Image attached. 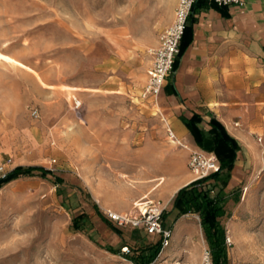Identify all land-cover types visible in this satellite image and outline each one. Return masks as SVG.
<instances>
[{
    "label": "rangeland",
    "instance_id": "374dc122",
    "mask_svg": "<svg viewBox=\"0 0 264 264\" xmlns=\"http://www.w3.org/2000/svg\"><path fill=\"white\" fill-rule=\"evenodd\" d=\"M178 2L0 0V54L7 57L0 58V166L53 173L0 186V264H133L126 257L159 241L113 225L101 207L127 213L196 179L189 160L198 150L181 139L182 145L172 143L163 97L142 96L149 50L172 23ZM248 68L253 78L241 83L246 103L231 105L244 111H230L242 150L220 219L232 239L227 264H264V65ZM87 208L120 241L103 235L89 214L91 226L75 230L74 217ZM167 217L173 237L182 220L189 229L172 255L165 256L171 242L162 251L160 264L163 258L199 264L209 248L200 216ZM142 238L149 239L145 247Z\"/></svg>",
    "mask_w": 264,
    "mask_h": 264
},
{
    "label": "crops",
    "instance_id": "0c3cea01",
    "mask_svg": "<svg viewBox=\"0 0 264 264\" xmlns=\"http://www.w3.org/2000/svg\"><path fill=\"white\" fill-rule=\"evenodd\" d=\"M242 1V7L209 4L196 12L192 25V42L185 51L180 52L177 70L168 79L160 96L167 103L166 114L176 137L190 143L196 150L201 149L196 145L182 117H191L197 113L208 122L209 115L212 114L235 137V129L231 126L234 115H231L230 111H234L236 115L244 109L232 108L231 105L239 107L242 102L246 103V98H241L246 92L241 83L245 84L248 78H253L248 65H264V0ZM188 38L190 33L186 35V39ZM256 137L261 143L262 137ZM239 144L242 148L240 142ZM193 181L195 179L160 201L167 209V218H177V212H172L173 199L181 188ZM111 210L118 212L116 209ZM86 213L91 216L92 222L103 235H112L116 242L120 241L119 236L103 219L99 216L93 217L88 208ZM187 216L189 215L182 218ZM185 222L182 220L178 225L180 230H177L171 240V247L166 250L165 256L172 255L170 249L181 242L182 236L185 235L184 227L188 228ZM142 232L145 233L143 230ZM139 241L145 247L149 239L142 238Z\"/></svg>",
    "mask_w": 264,
    "mask_h": 264
},
{
    "label": "trees",
    "instance_id": "16d2710c",
    "mask_svg": "<svg viewBox=\"0 0 264 264\" xmlns=\"http://www.w3.org/2000/svg\"><path fill=\"white\" fill-rule=\"evenodd\" d=\"M209 4L217 5L210 0H196L187 21V27L180 45V52L185 51L192 42L191 35L192 25L195 22L194 15L199 9L205 8ZM188 33H190V38L186 39ZM178 64L179 56L175 61L173 73L177 70ZM209 116L210 120L208 122L204 120L202 115L197 113H194L191 117H182V121L193 136L196 145L201 150L216 156L220 165L219 171L210 174L206 178L195 180L181 188L173 199L172 212H177V218L198 214L213 256L214 264H227L226 230L221 224L220 219L226 214L225 208L228 195L225 189L229 185L242 148L238 140L228 132L226 127L214 115L210 114ZM35 172L41 173L43 177L53 174L52 171L43 167H16L4 177H0V186L15 181L24 175L32 176ZM55 178L56 182L63 181L59 177ZM218 187L219 190L216 192V188ZM167 215L168 213L164 212V220ZM72 222L73 228L77 231L83 232L87 227L91 226L90 217L86 213L74 217ZM111 228L113 229V227ZM115 232L119 234L118 231ZM106 250L113 254L119 253L112 246L106 247ZM129 252L132 251L130 250ZM161 252L162 241L159 239L155 245L138 249L135 256H128L126 259L133 264H149L156 260Z\"/></svg>",
    "mask_w": 264,
    "mask_h": 264
},
{
    "label": "built area",
    "instance_id": "2783aa9c",
    "mask_svg": "<svg viewBox=\"0 0 264 264\" xmlns=\"http://www.w3.org/2000/svg\"><path fill=\"white\" fill-rule=\"evenodd\" d=\"M218 6L227 7L232 5L244 6L242 0H210ZM196 0H179L172 23L163 31L159 38L157 47L149 50L151 55V67L148 71V81L143 92L144 99H151L156 102L161 96L168 79L173 74L174 65L180 55V45L184 36L187 21ZM76 108H80L81 103L74 99ZM33 115L38 116V111ZM239 124H236L238 126ZM168 136L172 142L182 145L171 128L168 129ZM189 167L196 176L195 180L206 178L212 173L219 171L220 165L214 154L206 153L202 150L193 152L190 155ZM1 177L8 172L3 165L0 166ZM165 207L160 201L145 200L134 205V209L127 213H118L109 209L103 210V217L119 228L141 229L148 236H157L162 241V251L170 246L173 238V231L164 225ZM226 244L232 245V239L226 233ZM127 250V248H125ZM162 255L149 264H160ZM199 264H214L211 250L205 247L202 251Z\"/></svg>",
    "mask_w": 264,
    "mask_h": 264
},
{
    "label": "bare ground",
    "instance_id": "6f19581e",
    "mask_svg": "<svg viewBox=\"0 0 264 264\" xmlns=\"http://www.w3.org/2000/svg\"><path fill=\"white\" fill-rule=\"evenodd\" d=\"M0 58H7L6 56H4V55H2V54H0ZM172 143H175V142H172ZM162 171V170H161ZM155 175V174H154ZM163 179V178H162ZM163 182H164V180H163ZM163 184H165V183H163ZM177 187V186H176ZM236 228V227H235ZM185 229H189V228H185L184 227V230ZM183 232V231H182ZM194 232V231H193ZM181 233V232H180ZM195 233V232H194ZM178 235V234H177ZM192 235V234H191ZM175 236V235H174ZM179 237V236H178ZM196 237V236H195ZM118 241V240H117ZM188 243V242H187ZM163 262H161V264H169V260L168 259H166V258H163V260H162ZM175 264H180V263H178V262H176Z\"/></svg>",
    "mask_w": 264,
    "mask_h": 264
}]
</instances>
